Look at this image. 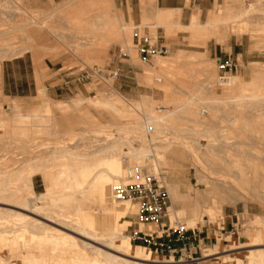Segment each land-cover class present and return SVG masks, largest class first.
Instances as JSON below:
<instances>
[{"label":"rangeland","instance_id":"obj_1","mask_svg":"<svg viewBox=\"0 0 264 264\" xmlns=\"http://www.w3.org/2000/svg\"><path fill=\"white\" fill-rule=\"evenodd\" d=\"M75 1L78 2L76 3ZM88 1L94 3H91L92 8L88 7L90 5ZM103 1L106 2L107 0ZM103 1L100 2L101 4L96 2V4H99L97 6L94 0H81V2L83 3H81V6V4H78L80 3L79 0H67L62 3H51V6L49 8L38 10L25 8L20 0H0L1 117L10 119V117L12 118V115H14L16 112L23 115H27L32 112H41L49 106H39H43L46 103H49V105H51L50 112H42L45 115H49V117L51 118L50 121L46 123V128L42 126H40L42 128H40L39 126L35 127L32 122H27L23 127V130H26L25 128L29 127L26 130L28 132V134L26 133L27 138L26 135L25 137L22 136L23 138L19 135H15V137L19 136L20 138H17V141L16 138L14 139L12 135L11 136L13 138L8 135L11 139H5L8 140L9 143H7L6 141H4V136H0L1 139L3 138L2 140H0V162L6 163L8 165V169H19L30 158H33L35 160L38 157H50V155H52L50 152H52V150H56V146L57 148H65V145H71L70 148H73V150L79 151V153L82 152L87 154L88 151L91 152L92 150L97 149L98 146L96 145H98V143L100 145L103 139H113V137L114 139L120 138L121 134L122 138H124L126 135L125 139H123L124 141H120L119 144L121 149H123L124 151L131 153L128 144H131V146L133 145V148H138V143L140 144L137 138H135L137 140L135 141V139L131 137L132 135L129 134H133V130H131L132 132L129 131L127 134L118 132V135L116 129L120 130V128L116 125L111 126L112 129H103L105 132L103 130V132L100 131L103 134H100V132L99 134H95L94 132H92L93 123L90 124L91 122L90 120H88V116H86L87 118L85 117V115L87 114L82 110L76 109L77 111H79L77 112L75 108H73L72 102H74V100L71 99V101L67 103L72 107V110L69 109L68 111L67 109L61 108L60 106L59 107L61 109H59V107H57L59 103L57 102L60 101H52L48 99L46 88L42 81L38 83V91L44 89L45 94L40 95L38 92V95L33 99V102L26 103L20 100H15L13 98L5 97L2 92V66L5 61L11 60L14 57L27 55L32 56L36 58L35 60L39 61L43 57L58 56L63 54L74 60L75 70L79 68H89L99 69L100 71H102L101 76L96 75L91 80L85 82L84 86L86 87L87 92L80 97L95 98L98 95H101L103 92L106 93L108 90L110 91V84L113 89L117 91V93H119L126 99H138L139 95L142 94L150 95L156 101L154 105L155 108L160 105L164 107V110L174 109L172 108L171 102L169 103L170 105L163 103L164 93L160 88H157L152 84H147L143 80V70H149V67H153V70L150 69L149 71H155V62L153 61H156L159 57L153 58L151 63L142 62L132 45V29L134 26L133 21L129 20L128 22H126L123 15L121 17V15L116 14L115 10L117 9V0H114V5L113 0H108V2H106L107 7L104 6L105 2ZM77 4L79 5V9L84 8L83 12L85 11L86 13L84 12L83 15L82 13H77L76 15H82L85 16V18L87 17L88 23L84 22L87 25L102 22V20L104 19L103 16L107 17V14L109 15V13L112 14H110L111 16H113L112 18L116 16L115 19H117V21L119 16L120 23H122L121 25L117 26L122 30V33L125 32L126 36H128V42L125 44L122 40V36H118V33L119 31L121 32V30L112 35L109 33H104L103 35L100 26L97 30H95L96 28L94 26L93 31L91 30L92 28H89L87 25H85L86 27L82 29V32L81 29L76 30L77 28L75 29L73 25L69 24L66 18L69 16H74L73 14L78 11ZM84 4L87 6H83ZM234 4L236 8H248L250 10L254 9V11H252L250 15L247 16L248 18L244 17L240 19V17L236 21L224 23L221 22V24L216 25L214 28L216 34H212L209 38L203 36L205 39L203 37L202 39L193 37L189 30L180 27H173L168 31H165V29L162 28L164 29V33H160L158 30V26L160 25L157 21L154 22V20L145 21L141 19L138 26L140 32L143 31L144 27H147L148 33L153 40L162 41L165 39V41L163 42L169 48V52L165 56H163L166 59L177 54H182V56H184L183 58H181L182 60L180 59L179 62H177L179 63V65L177 66L176 64V69L178 71H184L179 75L178 78L172 80L174 83L171 84V87L169 86V89L171 88L170 91H172L171 96L173 95L175 99L178 98V100L173 103V106L175 108L178 107V109L170 118L168 124L169 127L160 126L158 129V132L160 130V133H157L158 136L156 134L153 135V137L156 136L155 139L157 138V141L151 136L152 138L150 137L149 139H151L152 141L148 140L151 143L147 142L151 144V147L154 146L152 148H154V153L156 154L157 160L154 159L156 160V162L153 161V164L156 163V166L157 164H159V173H161V177L162 179H164L165 184L176 182L179 184L180 191L182 193L189 195V197H192L189 199L185 198L181 201V207L185 209V215L176 212L177 217L179 218L178 220L185 222L186 219L191 217L192 211L195 208V200H205L204 198H207V194H213L215 192L223 196V199L226 200L224 202L221 200V202H216L217 208L213 212V217H209L207 215L208 213L203 214L202 220L200 219L197 224L193 226L195 228H198L199 230L207 229L208 232H211V234H214L217 238L216 241L214 240V238L212 239L213 244L204 246V248L208 249L207 251H202L203 246H201L202 257L200 258V262L198 264H211V262L213 264L216 256H220V258L216 260H221L224 257H227L225 259L226 262H223L222 264H229V262L231 261H238L240 263L246 264H261V261L264 259V226H258L257 224H251V222H249L250 217L251 219L256 218V216L264 218V101L250 100L248 98H243L239 101L235 99L233 100V97L241 94L246 96L264 95V87H260L258 91L254 93L248 90V87L246 89V87L239 86L241 82L248 81L250 77L254 76V74L256 75L257 70L264 71V62H253L248 64H242L241 62H239L240 69L236 73H233V76H230L231 80H233V84L231 86L219 85L217 78L220 75V72L218 71L217 58H215L214 56L210 57L205 51L206 43L208 41H211L212 44L218 42V44L225 46L228 45L231 38H236L241 39L245 44L250 45V49L256 51L257 53L264 54V0H235ZM74 5L76 6V8L74 7L76 11L73 8ZM100 5H102V7ZM95 6L97 7L96 10H94ZM103 7L107 8V11L109 13L103 11ZM67 8L70 9L68 10ZM88 8L91 9L88 10ZM98 8L102 9L98 10ZM239 9H236V11L242 10ZM97 10L102 11L98 12ZM218 10L224 13L225 7H220L216 11ZM95 13L100 14L99 16L97 15V17ZM100 16L102 17L99 18ZM36 20H38L40 23H38ZM238 20L240 21L238 22ZM34 21L37 23H35ZM41 23L45 25H41ZM81 27L83 26L81 25ZM87 28L88 30H86ZM99 30L101 31V33L99 32ZM94 34H97L99 36ZM92 35L94 36L92 37ZM100 35H102L101 37L104 39L99 38ZM82 36H84V38ZM86 36L91 37L88 38ZM178 36H183V38H178ZM85 38H88L89 40H85ZM93 39L94 41L96 40L95 43L93 42ZM11 40L12 42L10 43L9 41ZM79 42H82L85 45L79 46ZM86 42L91 43V45H89V43L87 44ZM171 42L176 44L175 49L171 48ZM86 46L88 47V49ZM89 46L92 47L89 48ZM7 47H9L10 50H13L12 52L14 54L12 55V57H10L11 52H8L9 49H7ZM189 56H195L196 58L189 59ZM255 64L256 67H254ZM117 68H119L120 71L116 76H113L112 72L116 71ZM236 78L238 81L235 80ZM186 102H188L189 104ZM55 103H57L56 106ZM176 104L178 105L176 106ZM87 108L88 112H90L91 115H95L100 119L99 121L107 123L109 122V120H111V116L107 112L103 110L102 112L101 110H98L96 108L94 109V107L91 106H88ZM202 110H205V113H202ZM90 125L92 126L90 127ZM31 126H34L35 128ZM161 127L162 129L164 128V132L162 131L163 134H161ZM36 128L38 132L32 133ZM29 129L30 131H28ZM38 129H46V132H43V130L39 131ZM69 129L75 131V134H62V132L68 131ZM3 133L4 130L0 129V134ZM108 135H110L111 137ZM160 135H162L163 137ZM137 136L141 137L139 134H137ZM158 137L159 139L160 137H162L159 142ZM78 138H80V140L77 141H80V143H77L76 141V139ZM67 139L69 140V142ZM24 140H27V142ZM100 140L101 142H99ZM153 140H155L156 142H154ZM156 144L159 146H157ZM82 145L84 146L82 147ZM189 146H191L192 149L194 148V150L198 151V153H201L199 154V156L202 157L203 161L205 160V165L207 163L206 167L208 168V170L210 168V171L213 170L212 172H217V175H219V177L222 174L227 176V180H230L228 179V176H230L232 171L236 169V165L234 164L237 163L244 172H248L247 176L249 178V184L246 186L247 190L241 191L239 187L240 185L238 184H235V186L234 184H228L227 186L223 187L220 182L209 183L208 177L206 175H203L206 172H203L202 174L200 170V174L202 175L199 174V169L203 168H201L200 165L197 168H194L190 164V159L189 157H187V149ZM54 147L55 149H53ZM60 151L58 149L57 152L60 153ZM174 155L180 158L184 157L185 168L177 171L175 170L176 168L174 166V163L176 164L179 161L176 162L175 158L172 157ZM58 156L59 155H56L51 159L48 158L49 161L48 159L46 160L47 162L42 161L45 164L43 163L42 165V162H40L38 165L42 168H45V170L47 171L49 170L50 173L56 172L55 170H58L60 168V166L58 168L57 164L68 161L66 158L64 159ZM100 157H95V159H99ZM91 159L94 158L92 157ZM157 161L159 162L157 163ZM75 162L77 161H73L74 164ZM215 177L217 176L215 175ZM32 183L34 185V192L37 195L44 192L45 181L43 180L41 175H34L32 177ZM253 186L255 190L253 189ZM242 189H244V187ZM228 192L230 195L228 194ZM243 193L246 194L245 197L242 198L240 196L241 194L242 196H244ZM229 197H231V199ZM14 204L15 203L8 200H0V209H7L16 212L18 211V213H24L21 209L18 208L19 206L17 207V205ZM218 204L220 207L218 206ZM85 208L90 212H93V214L95 212L94 217L97 223L98 210L96 209V206L87 205L85 206ZM129 208L130 209L119 218L120 224H123L125 222L127 223V227H125L126 229L124 228L123 231H121V234L123 235L121 242L125 243L128 241L137 248V251L139 253L143 254V252L146 250V247L140 244H135V242H133L131 239V235L135 230L140 229L141 227L144 229L146 226H143L139 223L135 207L130 204ZM202 210L208 211V209L204 206L202 207ZM170 213H172V209H170L169 215L170 218L173 219L174 216H172ZM228 215L231 216L232 219L230 225L231 228L226 227L224 224L226 218L230 219V217H227ZM36 218H39L45 224L53 226L51 222L41 217L36 216ZM17 222L18 221H15V223ZM11 223H13L12 226L14 228L16 224L14 223V221H10L8 223V225L10 224V227ZM97 225L98 223L96 224V227ZM16 226L19 227L18 224ZM16 226L15 228H17ZM222 227L224 228V230L221 232L222 234H220V228ZM230 229H234L235 234L231 235L230 232H228L230 231ZM251 237H258L259 239H261V244L255 247L248 246L251 242ZM4 243L5 242L3 241L0 244V264H29L32 261V257L43 258V260L50 257L51 259L53 258L56 260L62 259L65 264H75L74 262H71V257H78L79 255H81V252L76 250L70 251L69 253L67 252L66 255L62 246H60V252L52 255L51 246L47 242H45L44 246L41 248V245L38 241L32 242L28 240V237H26L23 242L14 241L10 245ZM69 248L72 247L69 246ZM249 250L254 251L249 252ZM155 258L158 262L171 260L174 262L177 261L176 258L175 260L168 259L167 257L164 258L163 256L157 254H155ZM185 263L187 262L185 261Z\"/></svg>","mask_w":264,"mask_h":264},{"label":"bare ground","instance_id":"obj_2","mask_svg":"<svg viewBox=\"0 0 264 264\" xmlns=\"http://www.w3.org/2000/svg\"><path fill=\"white\" fill-rule=\"evenodd\" d=\"M94 1L96 4V2L100 3L103 0H101V1L99 0L100 2L96 1V0H94ZM228 1L230 3L232 2L233 5L231 7V4H230V8H229L230 12L226 16L227 22L236 21L240 17H241L240 19L247 17L248 15H250V13L252 11H254V9L250 10L248 8H243V9L240 8V9H242L241 11H236V9H239V8H236V9L233 8V7H235L234 6L235 0H231V1L228 0ZM79 2L80 3H78V4H81L83 1L81 2V0H79ZM88 2L90 3V5L88 7L92 8L91 5L94 3L90 2V1H88ZM103 2H105V1H103ZM106 2H108V0ZM106 2L104 3L105 7H107ZM78 4H77L78 11H76V9H75L76 6L74 5L73 8L75 7L74 9H75L76 13L73 14L74 16H69L66 19H67V22L69 24L73 25L75 29L77 28L76 30L81 29V32H82V29H84V27H86L85 25H87L84 22L88 23V21H87L88 19H87V17L85 18V16H82L85 11L83 12L84 8L79 9ZM82 4H81V6H82ZM85 4H86V2H85ZM85 4L83 6H87ZM96 5L98 6L99 4H96ZM100 6L102 7V5H100ZM85 8H87V7H85ZM91 8H88V10ZM96 9H97V7L95 6L94 10H96ZM99 9H102V8H98V10ZM103 9H104L103 11H106L107 13H109L107 11V8L103 7ZM100 11H102V10H100ZM100 11H98V12H100ZM77 13H82V15L78 16V15H76ZM176 13L177 12L172 11V10H167V11L159 10L157 13V20L160 21L162 24H167L170 21L173 22L174 14H176ZM220 13L221 12H219V11L216 13L215 21H208L205 25L199 24L198 22H196L192 18L190 26L184 27V28H187V30H189V32L191 33V35L193 37L202 39L203 36H206L208 38L212 34H216L214 31L215 26L220 24L223 21L222 20L223 17H221ZM99 14H96V16L97 15L99 16ZM110 14L111 13H109V15ZM109 15L107 14V17L103 16L104 19L102 20V22L95 23L92 25L90 24L87 26L89 28H92L91 29L92 31H93L94 26L96 28V29L94 28L95 30L99 29L98 27L100 26L101 31L103 32V35H104V33L105 34L109 33L111 35L114 33L116 34V32L121 30V29H119V27L117 25H121L122 22L120 23L119 16H118V21H119V24H118L117 19H115L116 16L114 18H112L113 17V16H111L112 14L110 15L111 17ZM101 17L102 16H100L99 18H101ZM43 19H45V18H43ZM38 20H36V21L38 23H40ZM224 20H225V15H224ZM239 21L240 20H238V22ZM37 22H35V23H37ZM89 23H90V21H89ZM91 23H92V21H91ZM42 24L43 23H41V25ZM43 25H45V24H43ZM81 25L83 27H81ZM34 26H36V25H34ZM86 30H88V28ZM83 31H85V30H83ZM101 31L99 30L100 33H101ZM119 33H118V36L121 35L123 38L122 40L126 44L128 42V36H126L125 32L122 33V30H121V32L119 31ZM84 35H86V34H84ZM94 35H97V34H94ZM94 35H92V37ZM97 36H99V35H97ZM101 36L102 35H100L99 38L104 39ZM82 37L84 38V36H82ZM86 37H88V36H86ZM90 37H88V38H90ZM88 38H85V40ZM118 38H121V37H118ZM91 40H92V38H91ZM2 42H3V40H2ZM9 42L11 43L12 40ZM93 42L95 43L96 40L94 41V39H93ZM86 43L88 44L89 42H86ZM125 44H123V45H125ZM78 45L84 46L85 44L82 42L81 43L79 42ZM89 45H91V43H89ZM30 47H31V45H30ZM90 47H92V46H89V48ZM7 49H9L8 50L9 53L11 52L10 57H12V55L14 54L12 52L13 50L12 49L10 50L9 47H7ZM87 49H88V47H87ZM157 57H159V56H157ZM183 57L184 56H182V54L181 55L177 54L175 56L173 55L172 57H169L168 59L161 56L156 61H153V62H155V65H154L156 68L155 71H153V72L149 71L150 69L153 70V67L152 68L149 67V70H147V69L143 70L144 71V79L143 80L147 84H152L153 86L160 88L164 93L163 103L169 104L171 102L172 108H174L173 110L172 109L164 110L161 108L162 106H160V105H158L155 108L154 105H155L156 101L150 95L142 94V95H139L138 99H126L123 96H121L119 93H117V91H115L110 84H109V87L111 90L110 91L108 90L106 93L103 92L104 94L102 93L101 95H98L95 98L89 97V98H85V99H82L79 101L72 102L73 108H75V110L76 109L82 110L87 114V115H85V114H82V115H85V117L88 116V120H90V122H91L90 124L93 123L92 124L93 125L92 132H94L95 134L96 133L99 134V132L102 131L103 129H105V130L109 129V128L112 129L111 126H114V125L118 126L121 130L120 131V130L116 129L117 133L121 132V133L127 134L129 131L133 130V134L132 133H129V134L132 135L131 137H133L134 139L137 138L138 142H140V144L137 142L138 146H139L138 148H133L134 147L133 145H132L133 146L132 147L131 144H128L130 147L131 153L124 151L119 146L120 141H124L123 139H125V137H126V135H125V137L122 138V136H121L122 134L120 133L121 134L120 138L114 139V137H113V139H111V138L103 139L104 138L103 137L102 138L103 140L101 139L102 143L100 145H99V143H98V145L95 144L96 146H98V148L95 150H92L91 151L92 153L90 151H88L87 154L82 153V152L79 153V151H75V150H73V148H70L71 145L70 146L68 145L69 147L65 145V148H62V147L57 148V146H56V150H52V152H50L52 154V155H50V157H38L35 160L33 158H30L19 169H13V168L8 169V165L6 163L0 162V200H8V201L13 202V203H15L14 205H17V207L19 206L18 208L24 212V213H20V212L18 213V211L16 212V211H11V210H7V209L6 210L0 209V244L3 241L5 242L4 244H9V245L12 244L14 241L23 242L26 239V237H28V240H30L32 242L38 241L39 244L41 245V248L44 246V243L47 242L51 246V254L52 255L60 252V246H62L64 248L65 254L67 252L69 253L70 251H73V250L81 252V255H79L78 257H74V256L71 257V259H70L71 262H74L75 264H189V263H185V261H175L174 262L172 260L171 261L158 262L154 256V253L151 250L146 249L143 252V254H141L137 251V248L135 246H133L131 243H129L128 241L125 243H122L121 239H122L123 235L121 234V231H123V229L125 227H127V223L125 222L123 224H120L119 218L121 217V215L123 216L125 214V212L130 209L129 208L130 204H128V203H117L116 201H113L110 198V186L114 182L119 181L122 178V175L124 173V164L122 162V156H124V155L129 156V163H139L145 154H147L148 152H151V151L154 153V148H152L154 146L151 147V144H149V143H151L148 141V140H151L149 138L151 136L153 137V135H155V134L157 135V133H160V130L158 132V129L160 126L169 127L168 124H169L170 118L174 115L175 111L178 109V107L175 108L173 106V103L176 102V100H178V98L175 99L173 97V95L171 96L172 91H170L171 88L169 89V86L171 87V84L174 83L172 80H174L175 78H178L179 75L182 74V72L184 71L183 70L182 72H180L176 69L177 66L179 65V63H177V62H179V60ZM134 58H136V57H134ZM154 58H156V57H154ZM195 58H196L195 56H189V59H195ZM176 64H177V66H176ZM254 67H256V64ZM263 72L264 71H262V70H259V71L257 70L256 75L254 74V76L250 77V79L248 81H243L240 83V85L239 84H237V85H239L241 87H246V89L248 87L249 88L248 90L255 93L258 91V89L260 87H264V73ZM183 75H185V74H183ZM229 79L231 82L229 81ZM229 79L222 85L231 86L233 84L232 83L233 80H231V78H229ZM235 80H237V78ZM176 81H177V79H176ZM243 90H245V89H243ZM39 91L42 92V91H44V89L39 90ZM243 98H248L250 100H262V101H264V95H247L246 96L243 94L233 97V100L235 99V100L239 101V100H242ZM187 100H188V98H187ZM192 100H193V98H192ZM186 103H188V102H186ZM177 105L178 104H176V106ZM183 105H184V103H183ZM59 106L63 109H67L68 111H69V109L72 110V107L70 105H65V104L59 103V105H57V107H59ZM88 106L94 107V109L96 108L98 110H101V111L103 110V111L107 112L111 116L110 117L111 120H109L110 123L109 122L103 123V122L99 121L100 119L97 118L95 115H91L90 112H88V108H87ZM60 107H59V109H61ZM50 111H51V107L45 108L41 112H32V113L27 114V115H23L21 113L16 112L14 115H12V118L10 117V119L9 118L6 119V117H1V114H0V129L4 130V133L0 134V136H4V141H6L7 143H9V142H8V140H5V139L10 140L11 138L14 137V139L16 138V140H17V138L20 139L19 136L25 137L26 133L28 134V132L26 130L29 127L27 126L28 128H25L26 130H23V127H24L25 123H27V122H32V124L35 125V127L42 126V127L46 128V126H47L46 123L48 121H50L51 118L49 117V115H45L43 113H48ZM77 112H79V111H77ZM92 125H90V127ZM148 125H151L153 127V131L151 133H148L146 131ZM31 127L35 128L34 126H31ZM31 127H30V129H31ZM42 127H40V128H42ZM162 127H161V129H162ZM30 129L28 131H30ZM111 129H110V132H111ZM163 129L161 130V134H163L162 133ZM38 130L41 131L43 129H38ZM165 130H166V128H165ZM44 131L46 132V129H44L43 132ZM34 132L35 133L38 132L37 128L34 129V131L32 133H34ZM74 132L75 131H73L72 129L71 130L69 129L68 131L62 132V134L68 135V134H73ZM102 132H100V134ZM106 133H108V132H106ZM30 134H31V132H30ZM137 134H139L141 137H138ZM15 135H19V136L15 137ZM118 135H119V133H118ZM108 136H110V135H108ZM160 136H162V135H160ZM155 137L156 136H154L153 138L155 139ZM162 137H160V139L158 137V142L161 140ZM26 138H27V135H26ZM2 139L0 138V140H2ZM77 140H80V138L76 139V141ZM101 140L99 142H101ZM155 140H153V141L156 142L157 140L156 141ZM12 141H13V139H12ZM22 141H23V139H22ZM24 141L27 142V140H24ZM126 141H127V139H126ZM135 141H137V140L135 139ZM65 142H67V141H65ZM68 142H69V140H68ZM147 142H149V143H147ZM11 143H13V142H11ZM77 143H80V141L79 142L77 141ZM128 143H130V142H128ZM170 144H171V142H170ZM170 144H168V145H170ZM125 145H127V144H125ZM153 145H155V144H153ZM83 146L84 145H82V147ZM157 146H159V145H157ZM187 146H188V144H187ZM165 147H166V145H165ZM162 148H164V147H162ZM53 149H55V147ZM58 149H59V151L61 150L60 153L57 152ZM155 150H157V149H155ZM187 151H188L187 157H189V159H190L189 160L190 164L194 168L195 167L197 168L200 165L201 168H203V169H199V174H200V170H201L202 174H203V172L204 173L206 172L203 175H206L208 177L209 183L220 182V184H222L223 187L227 186L228 184H231V185L234 184V186H235V184H238V185H240L239 187H240L241 191L247 190L246 186L249 184V178L247 176L248 172L247 173L244 172L237 163L234 162L235 163L234 165H236V167H235L236 169H234L232 171V173L230 174V176H228V179H230V180H227V176L222 174L219 177V175H217V172L214 171L215 172L214 173V172H212L213 170L210 171V168L208 170V168L206 167L207 163L205 162L206 163V165H205L204 164L205 160L203 161L202 157L199 156V154H201V153H198V151L194 150V148L192 149L191 146L188 147ZM57 153H59V154H57ZM56 155H59L61 158H64V159L66 158L68 160L67 162L64 161L62 163L57 164L58 168H59V166H60V168L58 170H55L56 172L51 171L52 173H50L49 170L47 171V170H45V168H42L41 166L38 165L40 162L46 161L48 158L51 159V158L55 157ZM155 156H156V154H155ZM92 157L94 159H91ZM95 157H100V158L95 159ZM172 157L175 158L176 162L177 161L180 162V163L178 162L176 164L174 163L176 171L180 170L182 168H185L184 167V162H185L184 157L180 158V157H177L176 155H174ZM160 158H159V161H160ZM156 160H157V158H156ZM156 160H154V161L156 162ZM48 161H49V159H48ZM71 161H72V163H71ZM73 161H77V162H75V164H74ZM159 161H157V163ZM43 163L44 162H42V165H43ZM155 164H153L154 168L159 173V169H158L159 164H157V166ZM36 174L41 175L43 180L45 181L44 192L40 193L39 195H37L34 192L33 185H32V177ZM202 174H200V175H202ZM215 175L219 179L217 177H215ZM243 187H244V189H242ZM166 188H167L169 195H170V198H171L170 199L171 205H170L168 210L170 212V209H172V213H170V214L172 216H174L173 219L177 220L179 218L177 217L176 212L179 214L185 215V209H183L181 207V201L185 198L189 199L192 197H189V195L182 193L180 191L179 184L176 182L167 183ZM233 189H235V188H233ZM253 189H254V186H253ZM221 190H222V188H221ZM228 194H229V192H228ZM245 194H244V196H242V194H241L240 197H242V198L245 197ZM205 197H206V195H205ZM223 198H224L223 196L214 192L213 194H207V198H204L205 200L202 199L203 201L196 199L194 202L195 208L192 211L191 217H189L188 219H186L185 222L184 221L183 222L186 224L187 227H193L197 224V222L200 219L202 220L203 214L208 213L207 215L209 217H213V212L217 208L216 202L218 203L220 200L223 202L226 201ZM229 198L231 199V197H229ZM235 199H236V196H235ZM237 199H239V198H237ZM219 204H218V206H219ZM87 205H95L96 209L98 210V218H97L98 225H97V227H96L97 223H96L95 217H94L95 212L93 214V212H90L88 209H86L85 206H87ZM203 206L206 207L208 209V211H203L202 210ZM36 216L41 217V218L51 222V224H53V226L43 223L39 218H36ZM173 219H171V220H173ZM251 220L253 221V223ZM10 221H12V222L14 221V223H15V221H18L15 224L16 225L18 224L19 227H17L15 225L17 228H15V226H14V228H15L14 229L12 226L13 223H11V227H10L9 226L10 224L8 225V223ZM249 222H251V224H257L258 226L259 225L264 226V218H260L259 216H256V218H252V219L250 217ZM140 229L144 230L142 227ZM250 241L251 242L248 246H254L255 247V246L261 244L260 243L261 239H259L258 237H251ZM69 246L72 248H69ZM252 251H254V250H249V252H252ZM206 256H210V255H206ZM49 258H45L43 260V258H39V257L33 258L32 257V261L29 264H34V263H37V264H65V262L62 259H61L62 260L61 261L60 259L56 260L53 258L52 259L51 258L49 259ZM219 258H220V256H216L215 261H213V264H222L223 262H226L225 259L227 257H224L221 260H216ZM41 259H42V261H41ZM204 262H207V261H204ZM25 263H27V262H25ZM211 264H212V262H211ZM229 264H246V263H240L238 261H231V262H229ZM261 264H264V259L261 261Z\"/></svg>","mask_w":264,"mask_h":264},{"label":"crops","instance_id":"obj_3","mask_svg":"<svg viewBox=\"0 0 264 264\" xmlns=\"http://www.w3.org/2000/svg\"><path fill=\"white\" fill-rule=\"evenodd\" d=\"M20 1L22 5L27 9L31 8L39 10L49 8L51 6V3H62L67 0ZM230 4L232 7V2H226V0H223V2L222 0H117V9H119L120 11L117 9L114 10L117 15H123L126 22L132 20L134 25L136 26H139L141 19L145 21H157L160 25L158 26L159 32L164 33V29L165 31H168L169 29L178 26L181 28L189 27L192 18L201 25H205L208 21H215L216 13L219 11L216 10L220 7H225V13H220L221 17H223L222 23L227 22L226 16L230 12ZM233 8L236 9V6ZM159 10H172L177 12L176 14H174L173 22L170 21L167 24H162L160 21H158L157 13ZM223 14L225 15V20ZM143 30L148 32L147 27H144ZM179 37L183 38V36H178V38ZM163 41H165V39L161 42ZM175 45L176 44L171 42L172 49L176 48ZM205 51L210 57L214 56L217 59H224L228 55H230L232 58H236L238 62H241L242 64L264 62V54L257 53L256 51L250 49V45H247L241 39L236 38H231L228 45L225 46L218 44V42L212 44L211 41H208L206 43ZM35 59L36 58L32 56L20 55L3 63L2 92L5 97L13 98L18 101L20 100L26 103L33 102V99L37 97L38 92L40 95L45 94L43 93L44 91H38V83L42 81V83L45 85L48 99L52 101H60L57 103L69 105L67 103H69L71 99H73L75 102L86 98L80 97L87 92L86 87L84 86L85 83L72 84L71 86L63 85L67 73L75 69L74 60L72 58L62 54L58 56L43 57L39 61ZM57 103H55V106L57 105ZM46 106L51 107L49 103H46L43 106L39 107ZM227 217H230V219L226 218L224 224L226 227L231 228V216L228 215ZM201 231V237H203V240L200 243V251L201 246H203L202 251H207L208 249L204 248V246L213 244L212 239L214 237L216 238V236L214 234H211V232H208L207 229ZM220 234H222L221 231Z\"/></svg>","mask_w":264,"mask_h":264},{"label":"built area","instance_id":"obj_4","mask_svg":"<svg viewBox=\"0 0 264 264\" xmlns=\"http://www.w3.org/2000/svg\"><path fill=\"white\" fill-rule=\"evenodd\" d=\"M132 45L142 62L151 63L154 57L165 56L169 48L161 41L153 40L148 32H140L138 26L132 29ZM218 84H224L233 73L240 69L236 58L228 55L224 59H217ZM119 68L112 72L116 76ZM101 76L99 69L79 68L67 73L64 86L81 84L91 80L94 76ZM164 109V107H161ZM202 113H205L202 110ZM148 133L153 131L147 126ZM156 156L148 152L139 163H129V156H122L124 173L119 181L110 186V198L118 203H128L135 207L139 223L146 226L144 230L137 229L131 239L151 249L154 254L177 261H186L189 264H198L202 253L200 243L202 231L195 227H187L183 221L170 219V195L161 173H158L152 164ZM224 228H220L222 232ZM230 234H235L231 229ZM217 238L214 237L216 241ZM200 254V255H199Z\"/></svg>","mask_w":264,"mask_h":264}]
</instances>
